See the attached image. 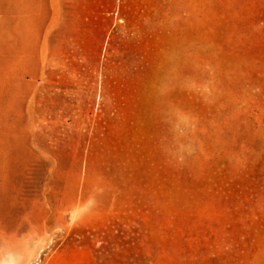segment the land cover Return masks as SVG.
<instances>
[{
  "label": "rangeland",
  "instance_id": "374dc122",
  "mask_svg": "<svg viewBox=\"0 0 264 264\" xmlns=\"http://www.w3.org/2000/svg\"><path fill=\"white\" fill-rule=\"evenodd\" d=\"M0 264H264V0H0Z\"/></svg>",
  "mask_w": 264,
  "mask_h": 264
}]
</instances>
